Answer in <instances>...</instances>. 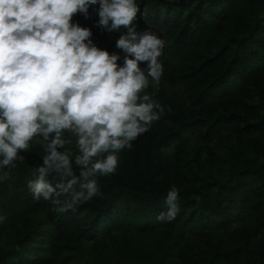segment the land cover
<instances>
[{
	"label": "trees",
	"instance_id": "obj_1",
	"mask_svg": "<svg viewBox=\"0 0 264 264\" xmlns=\"http://www.w3.org/2000/svg\"><path fill=\"white\" fill-rule=\"evenodd\" d=\"M136 2L137 31L165 41L153 97L161 118L117 154L114 173L97 174L101 195L74 210L33 200L42 137L15 167H0V264H264V0ZM95 8L73 22L120 52V33L96 27ZM144 91L153 92L151 81ZM65 147L75 152V139ZM48 180L55 186L59 176ZM173 185L180 211L157 221ZM45 222L48 255L28 256Z\"/></svg>",
	"mask_w": 264,
	"mask_h": 264
},
{
	"label": "clouds",
	"instance_id": "obj_2",
	"mask_svg": "<svg viewBox=\"0 0 264 264\" xmlns=\"http://www.w3.org/2000/svg\"><path fill=\"white\" fill-rule=\"evenodd\" d=\"M95 5L96 27L120 33L116 47L123 56L98 47L92 30L73 22L78 13L89 18ZM138 13L136 0H0V167H15L25 159L20 153L42 137L43 163L28 180L34 201L64 212L101 195L97 174L114 173L117 154L131 150L161 118L153 97L165 41L151 30L137 31ZM66 133L75 137V152L65 147L71 143ZM53 172L55 186L48 180ZM178 192L175 185L168 191L157 221L176 219Z\"/></svg>",
	"mask_w": 264,
	"mask_h": 264
},
{
	"label": "rangeland",
	"instance_id": "obj_3",
	"mask_svg": "<svg viewBox=\"0 0 264 264\" xmlns=\"http://www.w3.org/2000/svg\"><path fill=\"white\" fill-rule=\"evenodd\" d=\"M68 138L71 139V143L72 141L75 139L74 136H71V134L69 136H67ZM69 143V144H71ZM51 231V227H50V223L45 222L42 227L41 230L37 236V238L28 243L24 249L25 253L28 256H40V257H44L48 255V250L47 247L45 246V236L50 234Z\"/></svg>",
	"mask_w": 264,
	"mask_h": 264
}]
</instances>
